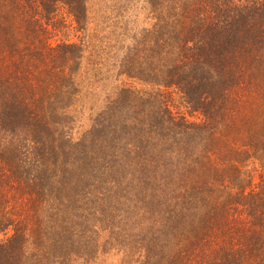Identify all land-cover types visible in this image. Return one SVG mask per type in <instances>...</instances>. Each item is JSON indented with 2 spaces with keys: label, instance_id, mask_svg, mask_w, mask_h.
Segmentation results:
<instances>
[{
  "label": "trees",
  "instance_id": "1",
  "mask_svg": "<svg viewBox=\"0 0 264 264\" xmlns=\"http://www.w3.org/2000/svg\"><path fill=\"white\" fill-rule=\"evenodd\" d=\"M89 1L0 0V264H264V0H147L75 139Z\"/></svg>",
  "mask_w": 264,
  "mask_h": 264
},
{
  "label": "rangeland",
  "instance_id": "2",
  "mask_svg": "<svg viewBox=\"0 0 264 264\" xmlns=\"http://www.w3.org/2000/svg\"><path fill=\"white\" fill-rule=\"evenodd\" d=\"M154 23L147 0H90L88 27L82 67L76 81L80 93L73 114L75 139L87 132L96 115L104 109L116 89L125 81L118 76V65L136 34ZM183 113H188L183 110ZM194 119H200L194 116ZM75 264H86L77 261ZM102 264H120L119 258L104 259Z\"/></svg>",
  "mask_w": 264,
  "mask_h": 264
}]
</instances>
